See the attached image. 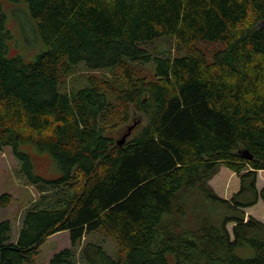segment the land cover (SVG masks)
<instances>
[{"label": "trees", "instance_id": "trees-1", "mask_svg": "<svg viewBox=\"0 0 264 264\" xmlns=\"http://www.w3.org/2000/svg\"><path fill=\"white\" fill-rule=\"evenodd\" d=\"M10 1L27 4L44 49L9 56L0 6V149L11 147L47 206L26 208L16 236L0 219V264H33L64 230L70 246L49 264H264V222L245 211L264 203V0ZM168 37L181 53L148 47ZM201 41L221 46L206 53ZM79 63L117 68L122 84L88 75L61 90ZM135 113L144 121L117 143L109 132ZM24 143L48 151L59 175H39ZM221 166L239 178L228 198L209 182ZM11 200L0 193V208ZM96 231L116 256L98 241L81 246Z\"/></svg>", "mask_w": 264, "mask_h": 264}, {"label": "rangeland", "instance_id": "rangeland-1", "mask_svg": "<svg viewBox=\"0 0 264 264\" xmlns=\"http://www.w3.org/2000/svg\"><path fill=\"white\" fill-rule=\"evenodd\" d=\"M1 11L4 14V25L10 30L11 38L8 43L9 56H21L25 60H31L38 52L44 49L43 41L38 34L32 17L29 14L27 4L25 2H14L10 0H0ZM206 53H210L213 49L219 48V42H204L198 43ZM152 50H161V48L171 49L173 53L179 54L182 47L179 46L172 37L153 40L148 44ZM136 73L139 75H151V64H141L136 67ZM88 75L95 77H105L115 82L122 84V74L117 68L107 71L106 69L89 70L84 64L79 63L73 70V73L62 78L61 90L70 91L83 87ZM120 115V114H118ZM116 116L112 120L120 123ZM144 121L141 114L135 113L132 120L129 122L131 128V136L136 134V124ZM124 126H119L115 130L109 132L115 140H119L126 132ZM19 150L27 152L34 163L35 171L46 178H53L59 175L60 171L56 161L46 150H41L34 144L24 143L19 144ZM226 166H221L214 180V185L218 190L215 191L220 196L230 197L233 191L238 189L239 178ZM213 185V186H214ZM257 186H264V170H260L257 179ZM220 187V188H219ZM237 188V189H236ZM39 188L35 184L29 183L21 172L20 161L14 156L10 146H4L0 149V193L7 192L11 194L12 200L6 207L0 208V219H9L12 224V235L16 236L20 225V217L26 208L33 204L40 203V206H47L44 203L42 194H39ZM47 194V192H45ZM51 197V196H49ZM249 214V207L245 208ZM250 212L257 219L264 222V203L261 199L250 209ZM251 215V214H250ZM252 215V216H253ZM232 224L227 227L230 230ZM85 241H98L102 244L106 252L112 256H116V243L112 237L104 235L100 231L86 235L81 243ZM70 246L68 231H59L47 237L40 245L38 253L33 259V264H49V258L54 252ZM80 245L75 248L77 259L79 255ZM236 253L241 256H249L252 253L250 248H237ZM79 264H82L79 261Z\"/></svg>", "mask_w": 264, "mask_h": 264}, {"label": "water", "instance_id": "water-1", "mask_svg": "<svg viewBox=\"0 0 264 264\" xmlns=\"http://www.w3.org/2000/svg\"><path fill=\"white\" fill-rule=\"evenodd\" d=\"M131 128H132L131 126L127 127V131L121 136V138L119 140H117V143L122 144L126 140V138L130 134ZM242 154H243V156H245L247 158H251L252 157V155L249 154V152L247 150H244L242 152Z\"/></svg>", "mask_w": 264, "mask_h": 264}, {"label": "crops", "instance_id": "crops-1", "mask_svg": "<svg viewBox=\"0 0 264 264\" xmlns=\"http://www.w3.org/2000/svg\"><path fill=\"white\" fill-rule=\"evenodd\" d=\"M260 171V170H259ZM259 171H257V179H258V174H259ZM218 173V172H217ZM232 175L234 174L235 176H237L234 172H232L231 173ZM217 176V174H215L211 179H210V184H211V186L214 188V187H216L215 185H214V180H215V177ZM214 185V186H213ZM256 186H257V180H256ZM238 187H239V184H238ZM220 188V187H219ZM257 188L258 189H260L261 187H258L257 186ZM216 189V191L218 190L217 188H214V190ZM237 189V188H236ZM233 192H235V191H233ZM217 193V192H216ZM218 194V193H217ZM221 196V195H220ZM221 197H224V196H221ZM224 198H228V197H224ZM258 202V201H257ZM254 206V205H253ZM253 206H251V207H249V214H251V215H253L251 212H250V209L253 207ZM254 216V215H253Z\"/></svg>", "mask_w": 264, "mask_h": 264}]
</instances>
